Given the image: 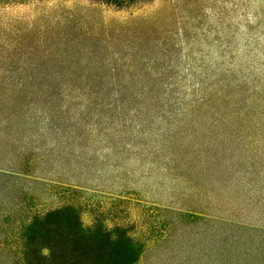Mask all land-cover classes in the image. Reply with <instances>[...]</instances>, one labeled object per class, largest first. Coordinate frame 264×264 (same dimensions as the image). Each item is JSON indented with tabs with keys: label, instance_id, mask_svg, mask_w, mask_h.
Segmentation results:
<instances>
[{
	"label": "rangeland",
	"instance_id": "rangeland-1",
	"mask_svg": "<svg viewBox=\"0 0 264 264\" xmlns=\"http://www.w3.org/2000/svg\"><path fill=\"white\" fill-rule=\"evenodd\" d=\"M0 264H264V0H0Z\"/></svg>",
	"mask_w": 264,
	"mask_h": 264
}]
</instances>
